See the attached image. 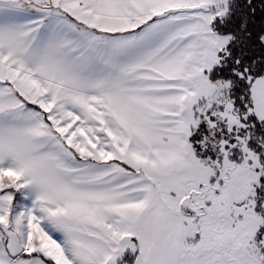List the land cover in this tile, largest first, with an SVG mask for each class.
Wrapping results in <instances>:
<instances>
[{
  "label": "snow or ice",
  "instance_id": "obj_1",
  "mask_svg": "<svg viewBox=\"0 0 264 264\" xmlns=\"http://www.w3.org/2000/svg\"><path fill=\"white\" fill-rule=\"evenodd\" d=\"M0 264H264V0H0Z\"/></svg>",
  "mask_w": 264,
  "mask_h": 264
}]
</instances>
